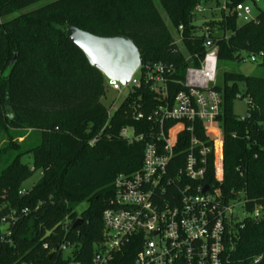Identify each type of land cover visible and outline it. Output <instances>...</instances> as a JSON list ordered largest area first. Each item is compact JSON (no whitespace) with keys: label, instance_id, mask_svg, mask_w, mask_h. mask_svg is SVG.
Instances as JSON below:
<instances>
[{"label":"trees","instance_id":"obj_1","mask_svg":"<svg viewBox=\"0 0 264 264\" xmlns=\"http://www.w3.org/2000/svg\"><path fill=\"white\" fill-rule=\"evenodd\" d=\"M43 1L0 0V184L14 176L9 193H0V232L7 220L11 233L0 241V264H93L105 237L103 213L113 197L114 180L120 173L138 170L143 160L144 145L128 144L117 134L126 125L147 122L132 121L128 101L109 120L103 103L107 79L67 39V26L99 37L129 38L143 64L175 65L180 77L189 64L175 50L164 14L174 31L183 27L188 53L204 58L203 39L190 37L199 31L196 8L205 1L55 0L14 17ZM246 1H227V8L231 11ZM238 20L228 13L214 25L221 32L215 39L218 68L223 70L218 90L224 100L219 122L225 178L220 189L227 197L243 195L246 211L252 214L259 208L262 215L247 217L230 236L225 264H251L258 255L264 264V77L224 70L225 63L264 54V10L242 26ZM16 53L18 61L8 72ZM259 64L264 68V56ZM140 93L145 94L144 102L153 100L144 88L134 96ZM246 99L250 104L242 119L234 113V103ZM151 107L145 108L147 113ZM25 157L32 163H25ZM38 171L40 181L21 195L23 183ZM84 203L88 207L79 213ZM66 220L67 232L60 225ZM64 242L75 246L71 255L59 251ZM136 252L128 247L113 264H131Z\"/></svg>","mask_w":264,"mask_h":264},{"label":"built area","instance_id":"obj_2","mask_svg":"<svg viewBox=\"0 0 264 264\" xmlns=\"http://www.w3.org/2000/svg\"><path fill=\"white\" fill-rule=\"evenodd\" d=\"M223 9L240 18L252 14L244 4L229 11L227 1ZM204 10L201 5L196 13ZM215 37L207 30L191 35L190 39H203L206 53L201 58L199 53H188L183 27L175 31L172 44L189 64L183 76H177L175 65L142 62L126 85L106 78L107 92H128L114 111L115 102L110 105L109 120L128 101L132 121L147 123L126 125L117 134L128 144L142 143L143 160L138 170L120 173L114 180V194L103 213L105 237L98 244L93 264H113L130 246L137 250L131 264H225L230 236L239 225L243 227L247 217L260 219L259 208L252 214L246 211L243 195L227 197L220 189L225 178L224 134L219 122L224 100L218 90ZM263 56L262 52L252 54L249 60L259 63ZM176 87L179 91L172 97ZM140 88L149 91L153 100L144 102V93L134 96ZM209 178L214 183L209 184ZM238 207L245 209L246 218L237 215ZM7 225L10 222L5 220L3 228ZM60 225L67 232L69 222ZM10 235V230L1 231L0 241ZM58 249L65 255L71 251V255L75 246L64 242ZM262 261L263 256L258 255L251 264Z\"/></svg>","mask_w":264,"mask_h":264},{"label":"rangeland","instance_id":"obj_3","mask_svg":"<svg viewBox=\"0 0 264 264\" xmlns=\"http://www.w3.org/2000/svg\"><path fill=\"white\" fill-rule=\"evenodd\" d=\"M51 1H55V0H46L43 2H40L34 6L25 8L23 10H21L19 13H17L16 15H14V17H16L17 15L20 14H25L28 12H31L43 5L48 4ZM204 12L202 13H197L196 15V19H195V25L199 27V31H213L214 34L216 36H220L221 32H219L218 29L214 28V25L220 21H222L223 19H225V16L227 15L225 13L224 5H225V1H230V0H204ZM244 5L246 7H249L252 11V14L250 16H245V17H238V24L239 26L244 25L245 23L255 19L257 17V15L264 10V0H247ZM234 9L231 10V12H233ZM236 15V14H235ZM164 17L166 19V22L169 26V28L171 29V31L173 32V34H175V31L173 30L171 23L168 19V17L164 14ZM7 19H2L1 22H4ZM246 58V60L244 62H240V63H225L224 64V70L227 72H236V73H240L243 74L245 76H252V77H264V68L262 66H260L259 63H252L249 60L248 55L244 56ZM223 70L219 71V77L222 78L223 76ZM139 76V75H138ZM127 91L123 92V93H115L111 90H109L107 92V96L106 98L103 100V103L105 104V106L107 108L110 107V105L115 102V105L113 107V111L118 108L122 102L126 99L127 97ZM248 103L245 100H237L234 103V113L239 115V116H245L248 110ZM39 143V139H36L34 141V144H38ZM23 161L25 163H32V159L30 157H25L23 159ZM12 175H9L7 180L5 181V183L0 184V193H3V195H7L9 193V186L11 185V182L13 180ZM42 178V172L38 171L36 172L32 177H30L27 181H25L21 187V191L26 192V191H30L35 185H37V183L40 181V179ZM88 207L87 203L82 204L79 208H78V212L81 213L83 210H85ZM237 215H240L242 218H246L247 213L245 211V209L243 207H238L237 208ZM71 251L67 252V255L70 253Z\"/></svg>","mask_w":264,"mask_h":264},{"label":"water","instance_id":"obj_4","mask_svg":"<svg viewBox=\"0 0 264 264\" xmlns=\"http://www.w3.org/2000/svg\"><path fill=\"white\" fill-rule=\"evenodd\" d=\"M66 34L67 39L82 51L92 67L102 72L106 78L119 81L122 85H126L131 80L142 64L140 51L129 38L99 37L71 24H68ZM17 61L18 54L16 53L8 72ZM207 190L208 187H205L204 191ZM81 223L82 220H79L75 227ZM8 230H10V225L2 228L1 231Z\"/></svg>","mask_w":264,"mask_h":264}]
</instances>
